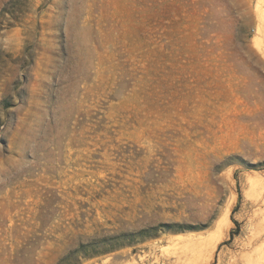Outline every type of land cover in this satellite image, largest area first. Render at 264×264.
<instances>
[{
    "label": "rangeland",
    "instance_id": "obj_1",
    "mask_svg": "<svg viewBox=\"0 0 264 264\" xmlns=\"http://www.w3.org/2000/svg\"><path fill=\"white\" fill-rule=\"evenodd\" d=\"M260 182L264 0H0V264H225Z\"/></svg>",
    "mask_w": 264,
    "mask_h": 264
},
{
    "label": "bare ground",
    "instance_id": "obj_2",
    "mask_svg": "<svg viewBox=\"0 0 264 264\" xmlns=\"http://www.w3.org/2000/svg\"><path fill=\"white\" fill-rule=\"evenodd\" d=\"M260 177L256 178L254 182H259ZM253 191H256L257 194L249 218L252 219V222L256 223V226L255 228L253 227L251 233L248 234L247 237L241 242H237L239 248L230 255L229 260L225 264H264L263 183L258 186L256 185ZM231 208L232 206L227 209L226 213L224 212L225 217L219 224L215 237H212L211 239L190 240H185L183 238L185 240H182L183 242L179 240V246L175 244L178 247L169 252L167 264H211L215 260L219 244L228 237L231 231L233 224L229 217ZM197 257H199V259H196ZM224 262L226 261H223L221 256L219 264H224Z\"/></svg>",
    "mask_w": 264,
    "mask_h": 264
}]
</instances>
